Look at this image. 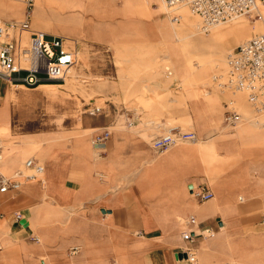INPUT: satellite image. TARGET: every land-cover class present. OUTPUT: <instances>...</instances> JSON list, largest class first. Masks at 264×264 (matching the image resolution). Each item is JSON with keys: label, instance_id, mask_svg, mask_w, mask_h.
I'll list each match as a JSON object with an SVG mask.
<instances>
[{"label": "crops", "instance_id": "obj_1", "mask_svg": "<svg viewBox=\"0 0 264 264\" xmlns=\"http://www.w3.org/2000/svg\"><path fill=\"white\" fill-rule=\"evenodd\" d=\"M111 2L90 0L89 7L92 14L107 15L115 10ZM141 2L150 6L151 0ZM0 11L6 13L2 8ZM46 15L42 13V20ZM75 78L77 73L72 70L66 80L72 84ZM0 79L2 106L9 90L22 84ZM18 93L22 98L24 93ZM194 108L188 116L179 110L165 114L159 127L142 122L141 111L128 109L125 116L132 121L125 129L111 130L108 120L101 119L85 127L94 131L92 136L45 144L44 164L28 159L43 166L41 178L23 185L18 177L19 189L0 192V225L9 230V235L1 233L2 239L16 235L25 240L21 238L24 228L32 224L25 209L42 202L44 208L71 210L69 213L77 217L75 224H80L76 227L80 235L73 241L65 238L47 244V248L28 243L35 253L58 257L57 264H190L184 253L188 244L181 236L185 230L194 232L189 245L197 264H264V126L222 133L218 131L221 115L211 120L204 113V105ZM169 131L194 132L197 140L157 152L153 139ZM0 143L6 155L8 149ZM28 152H17L2 169L10 173ZM101 174L107 175V180ZM202 186L213 191L212 199L201 202L195 197L193 191ZM14 193L17 197L7 196ZM191 216L196 224H180L179 218ZM72 242L76 243L71 245L77 248L75 252L79 253L82 246L84 250L71 259L67 248ZM3 249L0 264L29 263L19 247Z\"/></svg>", "mask_w": 264, "mask_h": 264}, {"label": "rangeland", "instance_id": "obj_2", "mask_svg": "<svg viewBox=\"0 0 264 264\" xmlns=\"http://www.w3.org/2000/svg\"><path fill=\"white\" fill-rule=\"evenodd\" d=\"M24 1L27 8L22 16L1 18L23 22L30 14L31 26L34 25L36 30L63 37L66 46L77 50L78 62L72 69L77 73V78L71 84V80H66L69 73L62 81H47L38 85H49L46 91L49 97L58 91L57 99L38 97L35 87L13 86L24 94L9 104L10 120L0 126V140L6 144V149L9 148L0 164V173L5 174L6 178H15L18 173L34 174V169H27L26 161L38 158L44 164L42 152L45 144L47 146L48 142L56 139L64 142L92 136L94 131L85 130V127L92 126L96 120H108L107 125L111 130L125 129L132 121L125 116L128 109L141 111L144 113L140 118L142 122L159 127L163 125L165 114L179 110L188 116L195 111V105L200 104L205 106L204 113L209 119L216 120L221 115L218 131L222 133L239 131L244 127H262L256 120L263 121L264 112L256 118L248 101V92L223 91L217 86L216 76L226 72L229 55L240 44L264 32V3L257 12L241 16L236 21L217 23L215 28H225V32L218 37L227 40L225 53H211L210 49L204 47V42L198 40L191 48L195 53L189 55L191 44L183 36L196 28L195 23L203 27V20L186 5L171 9L162 0H151L150 6L141 0H112L115 10L98 16L74 6L72 0H52L54 3L48 1L43 4L47 15L46 19L40 21L34 18L36 0ZM185 15H190L188 20ZM239 20L241 26L235 25ZM214 25L209 29L203 27L201 33L205 38L210 36ZM261 27L263 30L259 31ZM24 34L29 35L27 32ZM72 39L77 42H71ZM200 62L211 66L207 77L194 76ZM226 103L234 105L243 116L244 123L236 128L224 123ZM182 129L188 130L187 127ZM24 149L29 152L20 165L10 173L2 169L8 159ZM100 176H104L105 180L108 178L107 175ZM7 196L17 197V193ZM69 212L71 210L62 207L44 208L42 202L27 207L25 214L32 226H25V235L21 238L35 243L39 238L36 229L46 228L50 230L49 241L52 243H60L65 238L73 241L76 235H80V231L76 230L80 224H75L77 217ZM186 220V217L179 218L180 224ZM0 227L3 235H9L4 225ZM50 242L48 244H52ZM73 244L76 243L72 242L67 248L71 259L84 250L82 246L79 253L75 252L71 246ZM181 245L186 246L183 242ZM229 264L241 263L233 261Z\"/></svg>", "mask_w": 264, "mask_h": 264}, {"label": "built area", "instance_id": "obj_3", "mask_svg": "<svg viewBox=\"0 0 264 264\" xmlns=\"http://www.w3.org/2000/svg\"><path fill=\"white\" fill-rule=\"evenodd\" d=\"M31 1V0H29ZM173 9L186 5L203 20V27L230 21L244 15L257 12L264 0H164ZM179 20L178 16H175ZM25 32L29 33L30 42L26 43ZM78 62L76 49L69 48L61 36L47 35L32 28L30 14L23 22L5 21L0 17V78L11 84H22L29 87L38 86L44 82L62 81ZM228 69L224 74L216 76L217 86L223 91H247L248 101L259 118L264 112V32L240 44L229 55ZM258 114V115H257ZM243 120L242 114L234 105L227 104L224 121L227 126H235ZM264 126V120H256ZM108 134V132H107ZM98 137V141H101ZM197 140L194 132L169 131L153 139V147L157 152H164L183 142ZM5 153L0 143V164ZM27 167L34 168L35 173L30 178L43 173L42 165L34 160H28ZM18 173L13 179L0 176V192L9 188L19 189L21 181ZM195 197L207 201L214 197L213 191L202 186L193 191ZM187 223L196 224L197 220L191 216ZM193 231L182 232V239L188 244L184 249L190 264H197L194 249L189 245L193 242ZM3 247L0 244V251Z\"/></svg>", "mask_w": 264, "mask_h": 264}, {"label": "bare ground", "instance_id": "obj_4", "mask_svg": "<svg viewBox=\"0 0 264 264\" xmlns=\"http://www.w3.org/2000/svg\"><path fill=\"white\" fill-rule=\"evenodd\" d=\"M52 2V0H36V9L34 11V14H35V19H39L40 21L42 20V13L45 14L46 13V9L44 7L43 4L47 3V2ZM58 1V0H56ZM65 1V0H64ZM74 4V6H80L84 11L88 12H93L91 11V8L89 7V3H90V0H86V2H83L84 0H72ZM164 0H162V3L164 4ZM54 3V2H52ZM66 3V2H65ZM166 4V3H165ZM67 5V4H66ZM1 8L7 13H2L0 11V17H4L5 19H12V17L14 16H17L19 14H23V11L27 8V4L25 3L24 0H0V10ZM47 8V7H46ZM54 8V7H53ZM260 8V7H259ZM52 9V8H51ZM259 10V9H258ZM3 11V12H4ZM77 12V11H76ZM12 14H15V15H12ZM182 14V12H181ZM186 14V12H185ZM185 19L188 20V17H190V15H185ZM238 18H235V21L237 20ZM218 24H222V22L218 23ZM218 24H215L211 29L212 32L210 33V36L208 38H205L203 35H202V31H203V27L202 25H200L199 23H195L196 25V28H194L192 31L189 30L184 36H183V39L184 40H187V42L189 44H191V47L189 48L188 50V54L190 55H193L192 53H195V50H191V48L193 47L192 44H194L196 41L200 40L202 42H204V47H207L208 49H210L211 53H216V54H221V53H225V39H218L219 36H221L224 32H225V28L223 27H217L215 28ZM241 22L240 20L237 21V24L235 25H240L241 26ZM254 25V24H253ZM32 28H34V25H32ZM35 29V28H34ZM259 31H262V27L258 29ZM44 32V30L42 31ZM247 34V32H246ZM26 36V35H25ZM244 36V35H243ZM232 40V39H231ZM26 43H29L30 42V37L28 36L26 38ZM211 72V66L208 65V64H205L203 65L201 62L198 63L197 65V69L194 71V76H208ZM171 73V72H170ZM186 76L187 74L185 72H183ZM185 76V77H186ZM1 80V79H0ZM24 86V85H23ZM22 85H19L18 87H23ZM49 87V85H42L40 87H37L36 90H37V96L42 98L43 95L45 94L46 95V91H47V88ZM10 88V87H9ZM22 91V90H21ZM44 92V93H43ZM26 93V92H25ZM49 97V96H48ZM51 98H55L57 99V95H53V96H50ZM49 97V98H50ZM16 99H19V93L17 92V88H11L9 90V93L7 95V99L6 101H4V105L0 106V126L9 122L10 120V112H9V103L16 100ZM20 101V100H19ZM58 102V101H57ZM53 104V103H52ZM51 104V105H52ZM50 110V109H49ZM11 111V110H10ZM12 119V118H11ZM62 122V120H61ZM11 123V122H10ZM4 128V127H3ZM12 130V129H11ZM233 130V129H232ZM6 131V130H5ZM13 131V130H12ZM40 133V132H38ZM33 137V136H32ZM70 137V136H69ZM223 138V137H222ZM230 138V137H229ZM244 138V137H243ZM57 140V139H56ZM26 143V142H25ZM29 143V142H28ZM6 145V144H5ZM153 145V144H152ZM9 149V148H8ZM171 151V150H170ZM26 152V150L20 154V156L24 155ZM173 152V151H171ZM154 153V152H153ZM62 154V153H61ZM167 154V153H166ZM23 157V156H22ZM160 157V156H159ZM166 157V156H164ZM21 158V157H20ZM38 159V158H37ZM45 159V158H44ZM155 159V158H154ZM161 159V158H160ZM9 160V159H8ZM38 161V160H37ZM42 161V160H41ZM9 162V161H8ZM44 163V162H43ZM9 167V166H8ZM52 167V166H51ZM165 168V167H164ZM28 169V168H27ZM153 169V168H152ZM25 170V169H24ZM74 170V169H73ZM156 170V169H155ZM27 171V170H26ZM77 171V170H76ZM87 171V169H86ZM157 171V170H156ZM247 171V169H246ZM80 172V171H79ZM88 172V171H87ZM78 173V172H76ZM81 173V172H80ZM28 174V173H27ZM160 174V173H159ZM248 174V173H247ZM30 175V174H29ZM29 175H24V174H21L20 177H21V180H22V183L23 185L27 184V183H31L32 181H37V180H34V178H30ZM41 178L42 176V173L41 174H38ZM99 175V174H98ZM3 176V175H2ZM70 176V175H69ZM38 178V177H37ZM35 178V179H37ZM167 178V177H166ZM8 179V178H6ZM43 179V178H42ZM32 180V181H31ZM152 180V179H151ZM159 180V179H158ZM156 181V180H155ZM166 181V180H165ZM175 181V180H173ZM142 184V183H141ZM64 186V185H63ZM43 187V186H42ZM46 187V186H45ZM243 188V187H242ZM151 189V188H150ZM249 192V191H248ZM247 192V193H248ZM250 195V194H249ZM31 196V195H30ZM239 197V196H238ZM77 199V198H76ZM225 199V198H224ZM223 201V200H222ZM150 202V201H149ZM224 202V201H223ZM72 203V202H71ZM201 205V204H200ZM220 206V205H219ZM165 209V208H164ZM221 215V214H220ZM185 216V214H184ZM162 222V221H161ZM165 222V221H164ZM164 224V223H163ZM168 224V223H166ZM30 226H32L31 224H29ZM65 225V224H64ZM190 226V225H189ZM226 231V230H225ZM3 234V231L1 230L0 228V244L1 246L4 248L3 251L6 250V248H9V247H19V251L23 252V257L29 261L28 264H57L55 262V259L58 258V257H55L53 258L52 256L46 254V255H41V253H35L32 251L31 247L29 246V242H26L25 240H19L17 237H9L8 239H2V234ZM36 234L39 236V238L37 237V242H33V244L35 246H44L47 248V244L50 242L49 241V235H50V230L49 229H46V228H37L36 229ZM35 234V235H36ZM217 238V237H216ZM209 239V238H208ZM39 243V244H37ZM52 243V242H50ZM182 244V243H181ZM212 244V243H211ZM208 245V244H207ZM74 250L76 251L77 248H74ZM4 252H0V255H2ZM252 253V252H251ZM261 255V254H260ZM248 257V256H247ZM250 257H248L249 259ZM24 259V260H25ZM237 259V258H236ZM243 259V258H242ZM248 263V262H247ZM18 264V263H17ZM27 264V263H26Z\"/></svg>", "mask_w": 264, "mask_h": 264}]
</instances>
